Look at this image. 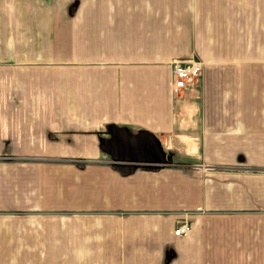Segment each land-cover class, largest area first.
I'll return each mask as SVG.
<instances>
[{
  "label": "crops",
  "instance_id": "crops-1",
  "mask_svg": "<svg viewBox=\"0 0 264 264\" xmlns=\"http://www.w3.org/2000/svg\"><path fill=\"white\" fill-rule=\"evenodd\" d=\"M0 264H264V0H0Z\"/></svg>",
  "mask_w": 264,
  "mask_h": 264
},
{
  "label": "water",
  "instance_id": "water-1",
  "mask_svg": "<svg viewBox=\"0 0 264 264\" xmlns=\"http://www.w3.org/2000/svg\"><path fill=\"white\" fill-rule=\"evenodd\" d=\"M124 129L123 127H111L108 132L113 136L116 131ZM131 139H134V141H130ZM120 148L123 153H117L115 157H119L122 160L124 167L135 166V164L139 163L133 162L144 160L149 163L143 166L155 168L161 164H165L169 159L156 135L148 131L131 132L129 140L127 139L124 144L120 145Z\"/></svg>",
  "mask_w": 264,
  "mask_h": 264
},
{
  "label": "built area",
  "instance_id": "built-area-1",
  "mask_svg": "<svg viewBox=\"0 0 264 264\" xmlns=\"http://www.w3.org/2000/svg\"><path fill=\"white\" fill-rule=\"evenodd\" d=\"M201 62L196 58L173 59L170 62L171 88L177 91L190 85L200 74ZM190 228L187 219H181L173 227V233L185 234Z\"/></svg>",
  "mask_w": 264,
  "mask_h": 264
}]
</instances>
